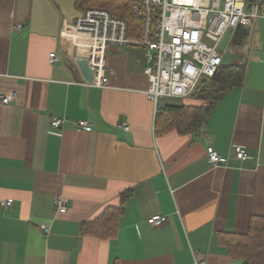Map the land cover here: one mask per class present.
<instances>
[{
    "label": "crops",
    "instance_id": "obj_1",
    "mask_svg": "<svg viewBox=\"0 0 264 264\" xmlns=\"http://www.w3.org/2000/svg\"><path fill=\"white\" fill-rule=\"evenodd\" d=\"M82 3L0 0V94H17L0 102V264H242L226 240L264 219V14L223 60L244 65L242 84L185 135L157 124L144 48L111 44L107 86L86 83L77 62L85 44L71 35ZM161 104L203 105L196 95ZM52 116L65 119L59 129ZM209 146L223 160L215 168ZM58 195L69 200L66 213L55 210ZM120 205L114 237L83 231ZM153 215L168 222L153 227Z\"/></svg>",
    "mask_w": 264,
    "mask_h": 264
},
{
    "label": "built area",
    "instance_id": "obj_2",
    "mask_svg": "<svg viewBox=\"0 0 264 264\" xmlns=\"http://www.w3.org/2000/svg\"><path fill=\"white\" fill-rule=\"evenodd\" d=\"M126 4L129 13L141 25L139 36L131 38L133 30L126 18L114 16L110 10L99 7H86L76 18L71 35L84 42L81 58L88 62L94 74L87 84L106 87V58L111 44L139 46L146 51L144 74L148 77L147 98L154 105V117L161 111L163 98H183L195 95L201 86L209 81L223 64L228 44L238 29L249 28L264 14L262 0L248 3V0H116ZM20 31L23 25H16ZM231 30L230 39L224 49H219L225 35ZM50 63L57 62L56 53L50 54ZM17 97L15 91L0 94L2 104H10ZM64 118L52 116L50 123L59 129ZM77 126L83 131H91L88 121H80ZM122 128L129 130L127 123ZM211 167L223 162L213 146L207 149ZM235 156L246 160L247 149L235 148ZM13 199L3 202L10 207ZM55 210L66 213L69 200L58 195L54 199ZM168 222V216L153 215L148 223L161 226ZM44 234L51 232V225L40 226ZM194 264H205L195 259Z\"/></svg>",
    "mask_w": 264,
    "mask_h": 264
},
{
    "label": "trees",
    "instance_id": "obj_3",
    "mask_svg": "<svg viewBox=\"0 0 264 264\" xmlns=\"http://www.w3.org/2000/svg\"><path fill=\"white\" fill-rule=\"evenodd\" d=\"M91 0H83V7H89ZM115 1L118 5L108 8L114 16L126 18L131 28L139 32L141 22L133 17L125 3ZM139 34V33H137ZM136 34V35H137ZM139 36V35H138ZM248 37V30L240 28L234 35L233 43L242 46ZM245 67L241 64H222L218 72L196 92V97L203 105H162L156 116L157 124L162 131L176 129L179 133L193 135L200 132L209 118L214 105L235 86L243 82ZM123 212L120 205L117 209H106L93 221L85 223L84 232L99 236L114 237L118 217ZM110 225L107 224L113 220ZM226 247L231 257L242 264H264V219L254 221L249 232L236 234L226 240Z\"/></svg>",
    "mask_w": 264,
    "mask_h": 264
},
{
    "label": "water",
    "instance_id": "obj_4",
    "mask_svg": "<svg viewBox=\"0 0 264 264\" xmlns=\"http://www.w3.org/2000/svg\"><path fill=\"white\" fill-rule=\"evenodd\" d=\"M232 31L229 30L228 33L225 35L223 41L221 42L220 44V47L219 49L221 51H224L229 39H230V35H231ZM82 72H83V75L85 77V79L89 82H91L94 78V74L93 72L90 70L89 66H88V62L85 58H80L77 60Z\"/></svg>",
    "mask_w": 264,
    "mask_h": 264
},
{
    "label": "rangeland",
    "instance_id": "obj_5",
    "mask_svg": "<svg viewBox=\"0 0 264 264\" xmlns=\"http://www.w3.org/2000/svg\"><path fill=\"white\" fill-rule=\"evenodd\" d=\"M118 5L117 3H115V1H111V0H91L89 2V7H99V8H105L108 9L112 6ZM228 52L231 53V55L226 56V54H224V57H231L233 55V53L237 50L236 49V45L233 44V38L231 39V41L228 44ZM228 55V54H227ZM230 59V58H229Z\"/></svg>",
    "mask_w": 264,
    "mask_h": 264
}]
</instances>
